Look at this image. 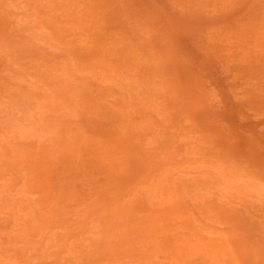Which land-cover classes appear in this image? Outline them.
I'll return each instance as SVG.
<instances>
[{"label":"rangeland","instance_id":"obj_1","mask_svg":"<svg viewBox=\"0 0 264 264\" xmlns=\"http://www.w3.org/2000/svg\"><path fill=\"white\" fill-rule=\"evenodd\" d=\"M0 264H264V0H0Z\"/></svg>","mask_w":264,"mask_h":264}]
</instances>
